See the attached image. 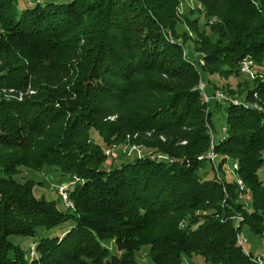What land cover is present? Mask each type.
I'll list each match as a JSON object with an SVG mask.
<instances>
[{
    "label": "trees",
    "instance_id": "trees-1",
    "mask_svg": "<svg viewBox=\"0 0 264 264\" xmlns=\"http://www.w3.org/2000/svg\"><path fill=\"white\" fill-rule=\"evenodd\" d=\"M186 1L0 0V264H138L144 246L152 264H258L238 238L264 237V0ZM46 167L73 207L17 178ZM66 222L29 252L10 240Z\"/></svg>",
    "mask_w": 264,
    "mask_h": 264
},
{
    "label": "rangeland",
    "instance_id": "rangeland-1",
    "mask_svg": "<svg viewBox=\"0 0 264 264\" xmlns=\"http://www.w3.org/2000/svg\"><path fill=\"white\" fill-rule=\"evenodd\" d=\"M22 1L23 0H19V7H18L19 10L23 7L21 4ZM29 1L35 2L37 0H29ZM39 1L44 2V1H52V0H39ZM57 1L63 2V3L69 2V0H57ZM198 8H200L199 5H197L195 2H193L191 0H188V1L183 2L181 4L180 12H181V14L189 15L191 10H196ZM195 16H197V15H195ZM183 19H184V16H183ZM177 29L180 32H189V29L184 25L183 26L177 25ZM169 35L174 36L172 31H170ZM178 42H181V40L178 39ZM186 50H188V53H189L188 59H190L192 61H194V60L199 61L201 59V56L195 54L192 46H187ZM261 70H263V69H261ZM253 72H256V68H253ZM243 75L246 76L245 73ZM243 78H245V77H242V79ZM251 78H254V76ZM208 79H210V78L204 74L203 75V81L206 82V84H208L207 83ZM237 82L239 83L242 81L236 80L234 82L235 87H236ZM207 86H208V89H207L208 95L211 96L212 95L211 87L209 84ZM224 122H225V112L223 111V113L220 114L219 117L214 121V127H215L214 129L215 130L213 132V135L215 137L216 142H219L221 139L224 138V133L222 131ZM133 147H130V148H133ZM135 147H137V146H135ZM139 147H137V148H139ZM130 148L127 149L128 152H130ZM124 149H123V151H124ZM139 151L140 152L137 151V154L143 153L144 149L140 147ZM133 155H134V153L132 154V156ZM113 157L115 158L116 154H113ZM228 167H230L229 168L230 170L229 169L226 170V173H227L226 178H227V180L232 181L235 178V173L233 171H231L232 170L231 165ZM204 170H205V172H207L209 170V166L205 165ZM0 175H1V173H0ZM258 175H259L260 179L264 180V168H262L259 171ZM58 177L59 176L57 175V172L55 170H52L49 167H46L42 171H34V170L22 171L21 174L17 176L18 179L27 178V179L33 180L37 183L35 186V194L37 197H45L46 200L55 201V202H58L59 197L61 196L60 192L57 188V184L59 181ZM65 182L66 181H63L62 183H65ZM67 201H69V199H67ZM67 201H65L64 199H63V201H59L58 205H57L58 208L60 210L64 211L66 209L65 203ZM72 226H73V222H66V223L62 224L61 226L54 228V229H50V230L41 228V229H39V231H38L39 233L37 234L36 237L12 236V237H10V240L12 241V243L21 246L22 249H24L26 252H29V250L31 249L33 244L34 243L37 244L42 238L60 236L62 233L71 229ZM243 239L245 240L243 243L244 251L252 253L254 256H261L264 253V237L263 238L258 237V236L254 235L248 231H244L243 232ZM102 245L109 249L110 256L118 255L117 248H116L113 241L103 242ZM148 253H149V247H147V246L142 247L140 252H138L136 254L137 263L138 264H152V261H151L150 257L148 256ZM182 264H205V261L201 260L199 257L188 258V257L184 256L182 259Z\"/></svg>",
    "mask_w": 264,
    "mask_h": 264
},
{
    "label": "built area",
    "instance_id": "built-area-1",
    "mask_svg": "<svg viewBox=\"0 0 264 264\" xmlns=\"http://www.w3.org/2000/svg\"><path fill=\"white\" fill-rule=\"evenodd\" d=\"M241 73H243V74L245 73L246 75H248V76H250V77H253V76H254V72H253V62H252L251 60L246 59V60L242 63V65H241ZM206 88H207L206 83L203 82V81L201 80V81L199 82V84H198V90L200 91V93H201V95H202V97H203V100H204L205 102H209V101L211 100V98H210V96L207 94V92H206ZM213 98H214L216 101H218V102H222V101L227 100V97H226L222 92H216ZM255 108H257L258 110H262L261 108H259V107H257V106H255ZM263 112H264V111H263ZM223 131H226V129L224 128ZM132 149H133V150H131V151H136V150H137L138 152H140V151H139V148H137V147H135V146H134ZM131 151H130V152H131ZM216 158H218V156H217V154H215V153L213 152V148H212V150H210L206 155L201 156V157L199 158V160L208 159V160H212V161H214ZM263 159H264V156H263ZM234 168H237V166L235 165ZM238 184H239L240 189H241V190H244V187H243V183H242V181L239 180V181H238ZM59 189L61 190V192H63V196L65 197V190L67 189V187H66V186H62V187H60ZM238 240H239V243H240V244H243L244 241H245V240L243 239V235H239ZM256 262H257L258 264H263V263H264V253H263L261 256H257V258H256Z\"/></svg>",
    "mask_w": 264,
    "mask_h": 264
},
{
    "label": "bare ground",
    "instance_id": "bare-ground-1",
    "mask_svg": "<svg viewBox=\"0 0 264 264\" xmlns=\"http://www.w3.org/2000/svg\"><path fill=\"white\" fill-rule=\"evenodd\" d=\"M58 190H59V192H60V195L63 197V199H64L65 201H67V199H68V195H67L66 190H65V197L63 196V192H61L60 189H58ZM66 206H67V207H73V205H72V203H71L70 201H67V202H66Z\"/></svg>",
    "mask_w": 264,
    "mask_h": 264
}]
</instances>
